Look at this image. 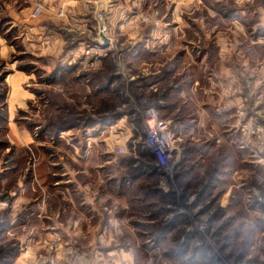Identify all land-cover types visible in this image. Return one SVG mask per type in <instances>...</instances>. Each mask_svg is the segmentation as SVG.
Here are the masks:
<instances>
[{
  "label": "rangeland",
  "instance_id": "374dc122",
  "mask_svg": "<svg viewBox=\"0 0 264 264\" xmlns=\"http://www.w3.org/2000/svg\"><path fill=\"white\" fill-rule=\"evenodd\" d=\"M23 1L24 7L15 8L7 5L12 0H0V12L6 9L0 14V118L5 116L6 85L21 79L20 88L31 97L17 110L16 122L31 126L35 121L33 127L47 136L57 135L52 130L59 125L56 131L66 138L73 137L75 126L83 136L85 127L98 123L102 181L108 174L140 176L133 189L100 194L99 203L108 207L98 211L92 247L81 246L72 233L48 232L42 237L44 258L41 251L33 264H264V0H80L87 14L83 17H88L83 35L68 24L75 17L70 11L81 17L76 14L80 9L50 7L49 0ZM36 5L42 12L33 19ZM10 13H18L19 22ZM44 23L57 26L60 36H50ZM151 35L160 38L162 53H157L162 55H132V49L151 46L152 40L144 43ZM96 40L97 47L112 48L96 56L100 66L65 71L71 54L55 65L61 56L53 50L91 49ZM119 51L126 52L125 58ZM155 58L165 62L163 97L144 93L140 84L146 76L139 66ZM170 68L183 71L168 77ZM222 69L236 81L218 75ZM192 80L197 88L203 86L200 92H215L219 97L214 100L232 104V111H220L212 103L219 117L212 120L202 113V99L191 105L184 99L189 94L183 98L170 87L186 89ZM240 96L243 102L234 100ZM160 98L163 107L155 104ZM254 101L256 110H251ZM150 107L176 126L179 137L168 124L183 147L182 157L176 153L172 164L160 162V168L144 144ZM225 124L234 135L221 134ZM3 127L0 121V133ZM15 191L11 202L18 197ZM107 218L116 220L113 232L107 230L112 228L106 226ZM108 234L114 239H105Z\"/></svg>",
  "mask_w": 264,
  "mask_h": 264
},
{
  "label": "crops",
  "instance_id": "0c3cea01",
  "mask_svg": "<svg viewBox=\"0 0 264 264\" xmlns=\"http://www.w3.org/2000/svg\"><path fill=\"white\" fill-rule=\"evenodd\" d=\"M12 1L14 4H7L9 7L13 6L19 8L26 5L23 0H21V2L19 0L17 2L14 0ZM43 1L45 2L47 0ZM52 1H54V4H52ZM46 3L50 7H66L69 11L71 8L72 11H74V9H80L76 14H82L81 17L76 16L75 13L70 11V14H74L73 17H75L71 18L70 22L66 19L62 21V23L68 21L69 26L75 29V32H78L77 34L83 35L82 33H84L85 30L83 28V26H85L84 22L88 20V17H83L87 16L83 10L85 4H82L80 0H49V2ZM88 7H90V5ZM20 11H23V9L19 10V12ZM5 12L6 9L2 8L0 14ZM3 15L4 14L1 15V18H5ZM19 16L18 13H10L9 18L14 22H19L17 20L21 19ZM31 23L32 22L29 24ZM44 24H46V26L44 25L45 27L50 28L47 30L51 33L50 36H53L55 39L58 38L57 36L59 34L54 30L58 27L53 26L52 23ZM33 28L35 27H31V29ZM67 30L70 29L67 28ZM57 31L63 33L60 29ZM149 40L153 41L150 47L146 44L142 46V49H132L131 54L141 55L160 51V49H158L162 46L160 38L151 35L150 38L147 37L144 43H147ZM96 43L97 40L93 48H85V50L78 47H75L76 49L67 48V50H65L66 48H58L53 50L58 52L61 56V58L56 60L55 65L58 64L62 58H65L64 61H66L68 55L71 54V59L66 61L65 71L69 70L72 66L76 71L87 67L100 66L101 62L96 61V56L97 58L102 57V55L105 56V51L112 50V48L110 45H99V47H97ZM94 48L98 50V52H91ZM53 51H49V54L52 55L51 53ZM158 53L156 56L162 55ZM116 54L122 58L126 56L125 51H119ZM73 56L75 58H73ZM92 56H94L93 59L95 60L88 62V60H86L87 57L90 59ZM139 59H142L141 56H139ZM221 60L223 59L221 58ZM221 60H219L220 64ZM154 61L147 60L142 62L139 66L138 70L142 72L141 74L143 76H146L140 84L143 85L142 90L145 91L144 93L153 92L158 96H162L163 93L161 91L164 89H161L160 85L164 81H162L163 75L161 74V68L165 62L162 63L156 58ZM55 65H50V67L53 69L56 67ZM120 69L123 71L122 77L126 78L127 75L125 74L124 68L122 67ZM181 70L183 71V69ZM181 70L176 68L174 71L170 68L168 72L171 73L168 77H174L175 74L182 73L180 72ZM228 73H230L228 70L222 69L218 75L225 79L236 81L231 75L225 76ZM191 76L189 72L185 76L186 80L190 81ZM20 82H22L21 79H12L10 84L6 85L7 96L5 97L4 107L5 116L0 118V121L4 123L3 131L0 133V189L4 191L17 190L19 193L18 197L11 202L8 208L0 210V246L5 248V250L0 251V264H33L41 251L43 256L45 255L44 245H41L45 238L42 239V237H45V234H48V232L51 233L52 231L61 232L64 235L72 233L78 238L81 246L92 247L93 243H95L97 236L96 232L99 228L97 219L98 211L100 208L106 211V206L108 207V205H101L99 203L100 194L104 193V195H107L108 193L109 195L115 196V193H120L121 189H124L125 186L133 189L134 186H138L136 185V181L138 180L137 178L140 177H134L133 179H128L126 177L117 178L108 174V178L102 181V177L99 173V168L102 166L99 159L100 148L96 138L98 123L92 122L90 126L85 127L86 130L83 136L77 134L78 127L75 126L73 137L66 138L65 135L67 134H65V132L62 133L61 130L56 131L59 125L52 130V133L57 135L47 136L48 133H40L37 130V126L33 127L35 121H33L32 127L18 121L16 122L14 118L17 110L20 107H24L26 104L25 102L28 100L30 101L31 97L30 92H26L20 88V86H22ZM75 83L81 85V89L85 88L88 90L82 82L77 81ZM111 85L112 84H110V87ZM197 85L198 82L192 80V83L190 86H187L186 89L182 87V85L180 87L178 85H171L170 87L177 91L180 90V96L183 98L185 92L186 95L189 94L190 96L184 99L190 104H194L199 101V99H202V113H204L205 116L208 114L212 117V120H219V117H215L217 109L213 110L211 106L212 103L213 107H218L220 111L224 112L233 108L232 104L227 105L225 101L221 102L214 100L213 98L219 97L215 92H208V90L200 92L203 86L197 88ZM203 92L207 95L204 96ZM234 100L243 102L241 96L235 97ZM155 104L159 107L165 105L161 98L157 99ZM254 105L255 101L252 102L251 110L255 109ZM166 120L167 119H165V121ZM168 124L171 128L170 121ZM226 125L227 124H225L226 128L223 127V129H221V134H227V137L234 135L232 132H229L230 129L227 128ZM175 128L172 127L175 134L179 137L180 135L177 134ZM217 147L218 144L216 143L214 148ZM209 151H211V148ZM177 153L182 157V145L179 146ZM110 162L111 161L107 160V163ZM106 183H108V186ZM100 184L102 185L101 188ZM132 192L136 193L139 191ZM111 211L112 210H109L108 213ZM106 221L107 227L112 225V228H108L107 230L113 232L117 227L115 218H107ZM112 237H114L113 234H108L105 239H114ZM95 245H97V243Z\"/></svg>",
  "mask_w": 264,
  "mask_h": 264
},
{
  "label": "built area",
  "instance_id": "2783aa9c",
  "mask_svg": "<svg viewBox=\"0 0 264 264\" xmlns=\"http://www.w3.org/2000/svg\"><path fill=\"white\" fill-rule=\"evenodd\" d=\"M41 12L42 6L36 5L32 8L30 17L37 18ZM59 15H62V10L59 11ZM99 18L101 19L100 15ZM178 140V137L169 129L167 121L159 117L157 110L152 107L148 108L145 112L144 144L158 166L161 165L160 162L162 164H172L173 157L179 150ZM16 194L15 190L3 191L0 189V210L7 208ZM42 257L44 258V256Z\"/></svg>",
  "mask_w": 264,
  "mask_h": 264
},
{
  "label": "water",
  "instance_id": "95a60500",
  "mask_svg": "<svg viewBox=\"0 0 264 264\" xmlns=\"http://www.w3.org/2000/svg\"><path fill=\"white\" fill-rule=\"evenodd\" d=\"M103 43L108 44L109 40L105 36H101Z\"/></svg>",
  "mask_w": 264,
  "mask_h": 264
},
{
  "label": "trees",
  "instance_id": "16d2710c",
  "mask_svg": "<svg viewBox=\"0 0 264 264\" xmlns=\"http://www.w3.org/2000/svg\"><path fill=\"white\" fill-rule=\"evenodd\" d=\"M60 76H61V75H60ZM54 106H56V105H54ZM149 153H150V152L148 151V152H147V156H150ZM151 160L153 161V157H151ZM151 167L153 168V166H151Z\"/></svg>",
  "mask_w": 264,
  "mask_h": 264
}]
</instances>
